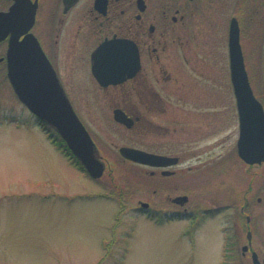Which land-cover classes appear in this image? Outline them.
Returning a JSON list of instances; mask_svg holds the SVG:
<instances>
[{"label":"flooded vegetation","instance_id":"flooded-vegetation-1","mask_svg":"<svg viewBox=\"0 0 264 264\" xmlns=\"http://www.w3.org/2000/svg\"><path fill=\"white\" fill-rule=\"evenodd\" d=\"M23 1L0 0L4 13L19 2L18 12L4 19L7 33L0 38V114L7 92L17 96L9 77L11 39L25 30V12L33 10L32 23L19 40L27 33L36 38L94 141L105 165L94 180L106 175L120 194L128 187L145 188L148 204L136 208L154 222L220 216L225 256L232 251L231 236L252 264L253 256L263 258L264 159L252 163L239 151L231 34L238 32L244 69L259 104V113L243 111L245 120L254 123V136L246 140L254 143L256 155L264 142L255 134L262 131V124L256 129L262 118L264 123V0ZM217 26L225 32L226 46L219 62L197 56V30L213 32ZM36 124L52 131L41 119ZM51 135L56 145L57 132ZM123 146L165 158L160 164L140 163L125 156ZM72 156L76 167L90 175ZM122 165L135 166L132 182L122 178L121 172H129ZM187 180L205 191L200 200L193 202Z\"/></svg>","mask_w":264,"mask_h":264},{"label":"rangeland","instance_id":"rangeland-1","mask_svg":"<svg viewBox=\"0 0 264 264\" xmlns=\"http://www.w3.org/2000/svg\"><path fill=\"white\" fill-rule=\"evenodd\" d=\"M204 30H197V56L219 62L226 56L225 32L218 26ZM7 94L0 118L31 125L0 122V264H252L242 257L236 237L229 236L232 251L224 255L220 216L150 220L136 208L150 197L145 188L120 194L106 175L94 180L79 170L34 124L36 115L13 91ZM121 168L129 171L122 178L132 182L135 166ZM187 187L193 202L205 193L189 180ZM259 227L264 242V223Z\"/></svg>","mask_w":264,"mask_h":264},{"label":"water","instance_id":"water-1","mask_svg":"<svg viewBox=\"0 0 264 264\" xmlns=\"http://www.w3.org/2000/svg\"><path fill=\"white\" fill-rule=\"evenodd\" d=\"M32 15H34L33 12L27 11L25 17L29 20ZM2 16L3 14L0 13V19ZM24 31H15L9 49V75L16 92L33 112L57 129L92 176H101L105 165L98 158L94 141L73 110L51 65L40 54L41 50L35 37L28 33L26 37L19 40L20 34ZM1 37H3V32L0 31ZM231 57L233 80L242 113L245 108L251 110L257 105L244 69L238 32L231 34ZM248 97L249 103L247 102ZM120 119L123 120L122 117ZM242 122V135L239 141L240 154L249 162L261 161L264 158L262 150L260 153L263 154L259 153L260 156L248 153L249 144L246 137H248L249 127L252 129V123H248L246 120ZM260 147L264 149V142ZM121 151L125 156L143 163L160 164L162 158H165L128 146H123ZM142 204L146 206L147 202H142ZM255 262L264 264V260L261 263L256 259Z\"/></svg>","mask_w":264,"mask_h":264},{"label":"trees","instance_id":"trees-1","mask_svg":"<svg viewBox=\"0 0 264 264\" xmlns=\"http://www.w3.org/2000/svg\"><path fill=\"white\" fill-rule=\"evenodd\" d=\"M57 137H58V138H56V139H57V143H58L59 147L62 148L68 156H70L71 158H73V156H72V152H71V150L67 147L65 141H64V140H63L58 134H57ZM78 162H79V161H78Z\"/></svg>","mask_w":264,"mask_h":264}]
</instances>
